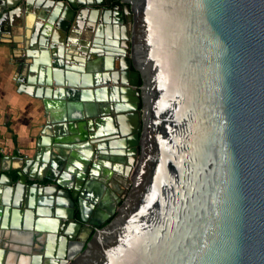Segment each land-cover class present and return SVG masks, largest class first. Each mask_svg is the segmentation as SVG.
Wrapping results in <instances>:
<instances>
[{"label": "water", "instance_id": "water-1", "mask_svg": "<svg viewBox=\"0 0 264 264\" xmlns=\"http://www.w3.org/2000/svg\"><path fill=\"white\" fill-rule=\"evenodd\" d=\"M22 9L19 90L44 120L34 156L0 165V264H264V0H11L0 34ZM132 143L108 207L103 160L121 171Z\"/></svg>", "mask_w": 264, "mask_h": 264}, {"label": "crops", "instance_id": "crops-1", "mask_svg": "<svg viewBox=\"0 0 264 264\" xmlns=\"http://www.w3.org/2000/svg\"><path fill=\"white\" fill-rule=\"evenodd\" d=\"M8 1L11 0H0V3ZM115 3L112 4L115 5ZM19 16L20 18L22 17L21 19L24 18L26 25L21 26L16 16L8 15L5 20L8 26H10L11 32H3L0 34V145L5 147V152H0V158L5 155L12 156L11 160L0 161V165H2L3 169L8 166L19 165L22 163L23 159L34 156L36 153V136L42 134L41 128L44 120L43 112L45 107L42 100L19 90L21 85L19 77L21 76L17 74V71L23 60L29 61L24 59L22 50L28 48V37L31 35V30L28 27L32 25L34 21V18L27 17L29 15H26L23 9L22 12L19 13ZM113 19L114 17L110 15V22H113ZM93 31L94 30L84 31L81 37H77L75 33L71 31L69 37L71 40H78V38H80L78 41H87L93 37ZM95 38L98 41H103L105 39L104 33H99ZM73 42H70V44ZM78 47H80V45L76 44V48L73 49L74 52H76V54L78 52V54H73V56L70 55V57H80ZM84 66H86L85 62ZM100 105V103L95 105L94 102L91 104V109L99 110L101 108ZM62 110H64V107L52 105L50 111L53 114H62ZM76 123L77 122H74L73 125L67 123L64 128L66 135L74 136L76 134L78 131ZM92 149L93 148H91V152ZM57 150L60 151L59 155ZM57 150H54L57 152L55 153L56 156L51 153L49 157L59 158L64 161L70 160L71 149L58 148ZM94 159L95 155H91V157H89V164L93 163ZM42 165L40 161V164L36 166L35 170L37 172H43ZM88 168H90V165ZM103 195L104 193L102 196ZM4 262L5 256L3 264Z\"/></svg>", "mask_w": 264, "mask_h": 264}, {"label": "flooded vegetation", "instance_id": "flooded-vegetation-1", "mask_svg": "<svg viewBox=\"0 0 264 264\" xmlns=\"http://www.w3.org/2000/svg\"><path fill=\"white\" fill-rule=\"evenodd\" d=\"M137 110H139V108H137ZM137 130H138V127H133L131 131L128 132L127 134L128 137L132 139L133 134L136 133ZM118 138H121V136L112 135L109 137V139L112 141H118ZM124 150H125L124 157L127 160V162L122 164L123 166L121 168V171L119 169L116 170L113 168L114 163H112V161L109 159L110 155H107V159L103 160L104 162H110V165L108 166L105 165V168L112 170V177H113L112 179L114 181L113 187L112 189H110V197H107L108 202H106V205L108 203L109 205L108 207L114 206L117 208L120 205V203L127 197L130 191V188H131V185L129 186V184L130 182H132L130 175L132 172H134L137 161L140 160L141 145L139 143L138 144L132 143L128 147H125ZM91 165L92 163H90V166ZM129 170H130V173H129ZM117 179H119V182L117 181ZM108 221L109 220H107L106 223Z\"/></svg>", "mask_w": 264, "mask_h": 264}, {"label": "built area", "instance_id": "built-area-1", "mask_svg": "<svg viewBox=\"0 0 264 264\" xmlns=\"http://www.w3.org/2000/svg\"><path fill=\"white\" fill-rule=\"evenodd\" d=\"M0 152H1V153H4V152H5V147L2 146V145H0Z\"/></svg>", "mask_w": 264, "mask_h": 264}]
</instances>
